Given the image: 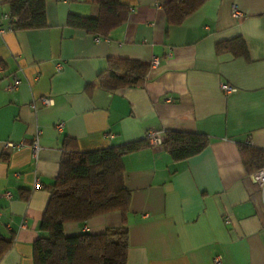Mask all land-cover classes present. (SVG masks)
Segmentation results:
<instances>
[{"label": "crops", "instance_id": "crops-1", "mask_svg": "<svg viewBox=\"0 0 264 264\" xmlns=\"http://www.w3.org/2000/svg\"><path fill=\"white\" fill-rule=\"evenodd\" d=\"M167 1L121 0L127 19L107 38L66 26L69 13L96 15L90 0H45L47 25L38 30L8 29L10 20H2L0 236L13 242L0 264H33L65 138L92 151L150 130L204 134L208 144L181 161L162 146L125 155L129 212L66 225L65 234H99L125 223V264H264V207L240 150L264 152V0H206L176 26L166 24ZM8 12L0 0V13ZM235 37L246 57L215 52L216 43ZM153 57L158 63L142 86L100 85L109 58ZM222 82L236 91L223 93Z\"/></svg>", "mask_w": 264, "mask_h": 264}, {"label": "trees", "instance_id": "trees-1", "mask_svg": "<svg viewBox=\"0 0 264 264\" xmlns=\"http://www.w3.org/2000/svg\"><path fill=\"white\" fill-rule=\"evenodd\" d=\"M206 0H168L162 6L166 24H182ZM8 6L14 21L12 30H38L46 27L45 0H1ZM96 7L95 16L69 13L66 26L86 34L107 38L127 19L128 6L121 0H90ZM217 54L247 56L240 37L215 44ZM107 68L99 75L100 85L113 91L139 87L147 80L150 63L109 58ZM163 150L174 161L200 153L208 144L204 134L167 130ZM147 137L118 146L92 151H79L75 141L65 138L58 174L49 187V200L42 214L39 230L45 235L32 244L33 264H125L128 250V228L123 223L108 227L102 233L67 235L66 225H77L89 219L119 212H129L130 191L124 183L122 159L125 155L148 147ZM242 161L248 172L264 165V152L242 148ZM13 242L0 236V259Z\"/></svg>", "mask_w": 264, "mask_h": 264}, {"label": "built area", "instance_id": "built-area-1", "mask_svg": "<svg viewBox=\"0 0 264 264\" xmlns=\"http://www.w3.org/2000/svg\"><path fill=\"white\" fill-rule=\"evenodd\" d=\"M232 14L234 16H239L240 12L238 11L236 6L232 7ZM4 19H8L10 20V22L12 23L14 21V18L11 17L10 13H0V24L2 22V20ZM8 29H11V24L8 26ZM1 32V29H0ZM158 63V59L156 57H153L150 60V67H154L156 66ZM61 67V65H57V69H59ZM18 83V79L16 77L13 78L12 84H10L9 88L14 89L16 87ZM220 89L222 90L223 93L225 94H229V93H233L236 91L235 88L231 87L230 85L222 82L220 84ZM63 126V123H57L56 124V129L60 130ZM147 140H148V144L149 146H151L154 149H157L159 147L162 146V143L165 139V135L163 132L160 131H153L150 130L147 134H146ZM11 147H20L22 146L20 143L17 145H11ZM31 151H32V155L33 157L37 156L38 153V142H37V138H35L31 145ZM250 177L253 179V181L256 183V185L258 186L259 189V193H260V197H261V202L262 205L264 207V165L262 167H260L259 169L253 171L252 173H250ZM40 188V184L38 182H36L34 184V189H38ZM5 197L8 198L9 197V193H4ZM225 222H227V219L225 218Z\"/></svg>", "mask_w": 264, "mask_h": 264}]
</instances>
